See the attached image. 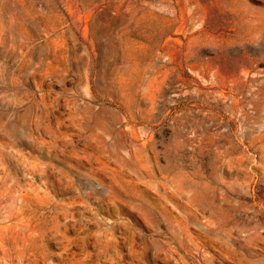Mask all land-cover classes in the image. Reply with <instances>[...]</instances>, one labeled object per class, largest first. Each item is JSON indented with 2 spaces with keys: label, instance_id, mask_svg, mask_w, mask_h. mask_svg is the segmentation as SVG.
Returning a JSON list of instances; mask_svg holds the SVG:
<instances>
[{
  "label": "rangeland",
  "instance_id": "rangeland-1",
  "mask_svg": "<svg viewBox=\"0 0 264 264\" xmlns=\"http://www.w3.org/2000/svg\"><path fill=\"white\" fill-rule=\"evenodd\" d=\"M262 258L264 0H0V264Z\"/></svg>",
  "mask_w": 264,
  "mask_h": 264
},
{
  "label": "bare ground",
  "instance_id": "bare-ground-1",
  "mask_svg": "<svg viewBox=\"0 0 264 264\" xmlns=\"http://www.w3.org/2000/svg\"><path fill=\"white\" fill-rule=\"evenodd\" d=\"M132 132H133V131H132ZM260 211H261V210H260ZM261 215H262V214H261ZM185 231H186V230H185ZM217 231H218V230H217ZM189 237H190V236H189ZM189 237H188V238H189ZM202 238H203V237H202ZM229 241H230V240H229ZM194 244H195V243H194ZM190 245H191V244H190ZM193 247H194V246H193ZM230 248H231V247H230ZM202 249H203V247H202ZM201 251H202V250H201ZM234 251H235V250H234ZM250 255H251V254H250ZM236 256H237V255H236ZM262 259H264V258H262ZM236 260H237V259H236ZM202 261H203V260H202ZM204 262H205V261H204ZM206 262H207V261H206ZM206 262H205V264H207Z\"/></svg>",
  "mask_w": 264,
  "mask_h": 264
}]
</instances>
